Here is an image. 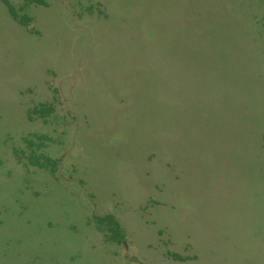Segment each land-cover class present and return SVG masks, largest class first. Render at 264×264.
<instances>
[{"label": "rangeland", "instance_id": "1", "mask_svg": "<svg viewBox=\"0 0 264 264\" xmlns=\"http://www.w3.org/2000/svg\"><path fill=\"white\" fill-rule=\"evenodd\" d=\"M28 1L0 0V264H264V0Z\"/></svg>", "mask_w": 264, "mask_h": 264}, {"label": "trees", "instance_id": "2", "mask_svg": "<svg viewBox=\"0 0 264 264\" xmlns=\"http://www.w3.org/2000/svg\"><path fill=\"white\" fill-rule=\"evenodd\" d=\"M28 2H31V1L29 0ZM9 8H10L12 14L14 15V17H17V15H16L17 13L15 12L14 7L12 5H9ZM109 217H111V216H109ZM112 222H115L116 226H118L116 220L115 221L113 220Z\"/></svg>", "mask_w": 264, "mask_h": 264}]
</instances>
